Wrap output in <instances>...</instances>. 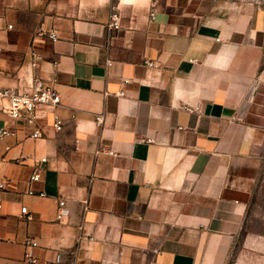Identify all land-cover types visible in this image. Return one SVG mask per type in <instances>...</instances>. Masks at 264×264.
Wrapping results in <instances>:
<instances>
[{
  "label": "crops",
  "instance_id": "1",
  "mask_svg": "<svg viewBox=\"0 0 264 264\" xmlns=\"http://www.w3.org/2000/svg\"><path fill=\"white\" fill-rule=\"evenodd\" d=\"M38 78L60 107L34 127L0 114V264H264L259 5L0 0V88Z\"/></svg>",
  "mask_w": 264,
  "mask_h": 264
},
{
  "label": "built area",
  "instance_id": "2",
  "mask_svg": "<svg viewBox=\"0 0 264 264\" xmlns=\"http://www.w3.org/2000/svg\"><path fill=\"white\" fill-rule=\"evenodd\" d=\"M154 15L153 13L151 14ZM109 27L112 30H118L120 28V17L116 13L111 14V23ZM9 28H12L10 26ZM49 39L56 43L59 40L58 35L54 31L47 33ZM42 60V57L37 53H32V67H36L38 63ZM151 66L152 63H147ZM62 105V99L59 92L55 89L54 85L44 81L43 79H35V81L30 85L28 91H21L14 88H0V114L8 117L10 120L21 122L29 127H34L39 125V108H45L47 110L58 108ZM54 129L56 131H61L63 128L62 118L54 114ZM104 121L103 116L97 118V124L102 125ZM15 132L8 129L0 128V140L7 138L8 136H14ZM42 136V131L35 128L30 133V137L39 138ZM104 153L113 155L111 151L104 150ZM3 162V159L0 158V164ZM46 159H42L37 163L36 169L30 177L31 182H37L40 180V170L41 164L45 163ZM6 189V182L0 178V191ZM28 195H35V191L29 190ZM41 197H46V194L41 193ZM64 202L59 203V210L64 207ZM3 212V205L0 203V215ZM22 215L26 217L28 221L32 218L29 215L25 207L22 208ZM65 216V213L60 212L57 215V220H62ZM27 246L37 247V243L34 241H27ZM27 261L31 264H35V259L31 258L29 255H25ZM62 262V256L57 255L54 261V264H60Z\"/></svg>",
  "mask_w": 264,
  "mask_h": 264
},
{
  "label": "rangeland",
  "instance_id": "3",
  "mask_svg": "<svg viewBox=\"0 0 264 264\" xmlns=\"http://www.w3.org/2000/svg\"><path fill=\"white\" fill-rule=\"evenodd\" d=\"M257 5H259L264 11V0H252ZM264 165V164H263ZM257 206H264V175H263V184L261 185V193L256 198Z\"/></svg>",
  "mask_w": 264,
  "mask_h": 264
}]
</instances>
